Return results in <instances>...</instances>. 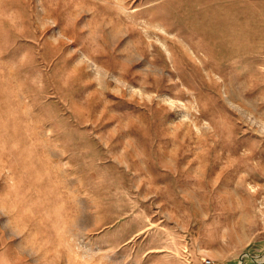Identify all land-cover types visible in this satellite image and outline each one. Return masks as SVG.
I'll use <instances>...</instances> for the list:
<instances>
[{
  "label": "rangeland",
  "instance_id": "obj_1",
  "mask_svg": "<svg viewBox=\"0 0 264 264\" xmlns=\"http://www.w3.org/2000/svg\"><path fill=\"white\" fill-rule=\"evenodd\" d=\"M169 7L0 0V264H264V0Z\"/></svg>",
  "mask_w": 264,
  "mask_h": 264
},
{
  "label": "crops",
  "instance_id": "obj_2",
  "mask_svg": "<svg viewBox=\"0 0 264 264\" xmlns=\"http://www.w3.org/2000/svg\"><path fill=\"white\" fill-rule=\"evenodd\" d=\"M127 1V0H117ZM135 4L143 5L148 8H158L161 11V16L164 15L165 10H169V6H175L177 10L178 19L181 17L184 20L204 19L207 15L211 18H227V9L234 11L246 10L249 3L253 4L258 0H130ZM263 1V0H259ZM158 6V7H157ZM172 9V8H170ZM180 11V12H179ZM218 19V20H219ZM193 22V23H194Z\"/></svg>",
  "mask_w": 264,
  "mask_h": 264
},
{
  "label": "built area",
  "instance_id": "obj_3",
  "mask_svg": "<svg viewBox=\"0 0 264 264\" xmlns=\"http://www.w3.org/2000/svg\"><path fill=\"white\" fill-rule=\"evenodd\" d=\"M204 264H210V259L209 258H202Z\"/></svg>",
  "mask_w": 264,
  "mask_h": 264
}]
</instances>
